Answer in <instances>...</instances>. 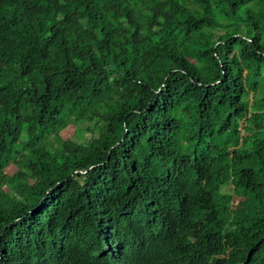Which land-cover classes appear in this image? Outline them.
Returning a JSON list of instances; mask_svg holds the SVG:
<instances>
[{"label": "trees", "instance_id": "1", "mask_svg": "<svg viewBox=\"0 0 264 264\" xmlns=\"http://www.w3.org/2000/svg\"><path fill=\"white\" fill-rule=\"evenodd\" d=\"M0 264H264V0H0Z\"/></svg>", "mask_w": 264, "mask_h": 264}, {"label": "rangeland", "instance_id": "2", "mask_svg": "<svg viewBox=\"0 0 264 264\" xmlns=\"http://www.w3.org/2000/svg\"><path fill=\"white\" fill-rule=\"evenodd\" d=\"M85 137L88 138L89 137V133L87 132H83ZM62 137H64L65 139H76V131H75V127L74 126H68L62 133H61ZM16 171L15 167H9L6 169V174L8 176H12V174H14ZM225 193H231V190L228 188L225 190Z\"/></svg>", "mask_w": 264, "mask_h": 264}]
</instances>
